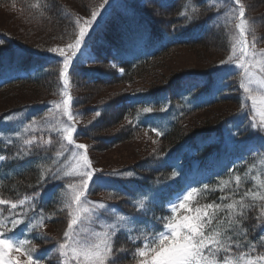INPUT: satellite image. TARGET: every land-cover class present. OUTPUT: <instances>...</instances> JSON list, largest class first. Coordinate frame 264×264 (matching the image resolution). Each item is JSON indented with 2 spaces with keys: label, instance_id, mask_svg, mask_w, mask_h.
<instances>
[{
  "label": "trees",
  "instance_id": "obj_1",
  "mask_svg": "<svg viewBox=\"0 0 264 264\" xmlns=\"http://www.w3.org/2000/svg\"><path fill=\"white\" fill-rule=\"evenodd\" d=\"M92 1L98 0H70V3L66 0H0V6L4 9L23 15L28 20L30 29L26 34L32 39L30 42L21 41L0 25V79L17 76L1 84L0 92L7 89L3 97L16 98L11 104H20L23 101L20 96H48L43 101L0 112V123L6 115H21L32 106L46 107L54 102L52 97L59 95L62 89L60 72L63 62L57 54L50 53L47 49L59 47L56 42L51 43L54 39L63 42L60 47L74 42L79 32L76 20L80 18L79 11L74 9L75 5L89 8L87 5ZM241 4L244 6L246 18L249 14L248 7L243 2ZM238 7L231 1L226 4H213L212 0H144L143 3L138 0H121L109 14L98 19L95 30L87 40L86 45L90 46L95 60L84 64L78 58L67 73L71 94L75 99L70 106L73 113H76L73 121L76 124V132L73 133V139L80 136L97 142L98 131L105 126L103 116L108 105L99 109L90 94L85 96L87 87L103 84L111 88L113 84H132L136 76L139 75L141 79L147 75L148 67L154 66L155 62L178 47L198 48L202 64L206 62L205 65L209 66L203 70L193 69L176 74L173 72L168 80L159 85L130 89L113 98L121 101L120 113L126 122L123 123V130L117 132L114 137L104 138L109 145L134 139L137 136L135 128L151 129L145 121L147 115L144 111L140 112L143 108H152L158 114H165L168 121L166 127H159L156 131L161 136L158 145L164 153L162 165L154 167L148 166L149 161H138L120 169L119 176L116 177L97 171L90 182L86 194H101L108 200L117 199L114 203L121 213L133 220L138 217V228L118 229L113 247L124 251L116 255L114 264H133L140 259L133 256L142 241L141 237H137L140 229L159 232L166 221L157 218H166L168 215L164 205L156 204V199H162L163 202L169 199V193L175 189L176 183L181 181L175 179L177 170L184 171L185 179L188 177V171L195 168L211 169L216 175L207 185V190L203 187L194 193L188 208L191 211L183 210L182 216L195 214L197 207L218 204L220 209L216 211L213 225L222 222L223 227H227L230 219L227 205L243 199L245 204L254 207L247 213V220L237 231L233 241L228 243L239 240L245 246L233 248L231 254L221 253L220 262L235 258L240 252L249 253L251 258L264 255V243L260 240V237L264 236V230L253 228L257 223L256 218L264 215V150H248L245 145V141H259V134L248 128L249 120L245 119V122L241 123V92L236 91L240 87L238 75L233 73L226 76L223 85L217 87L218 74L226 65H221L220 61L226 60L236 45ZM181 13L184 15L181 16ZM255 19L264 24V13L256 14ZM263 36L264 30L254 29L253 32H247L245 38L251 47L253 37L258 39V43H262L263 39L260 38ZM209 39L210 45L206 46L204 43ZM142 45H147L152 51L149 56L137 55V50ZM211 50L214 53L210 54ZM214 59V63L209 62ZM202 64L198 63V66L201 67ZM22 73L26 76H20ZM11 86L16 87V91H8ZM130 87L133 88V85ZM50 95L52 97H49ZM187 95L188 99L184 100ZM9 106L10 104L6 108ZM211 108H214L213 112H207L209 114L204 118L195 117V113ZM97 112L100 113L98 117ZM43 113L45 112L40 111L34 119L26 116L27 123L31 121L32 126L30 129L24 128L23 132L25 130V133L36 136L46 132L49 129L47 123L34 124L35 118L41 119ZM192 117L194 122L186 123ZM61 122L64 127L69 123L66 118ZM230 124H234L238 129L231 146L216 139V135H221L223 129ZM12 129L16 130L10 134V140L0 139V155L7 157L5 161H0V197L19 200L37 195L42 190L43 194L34 204H26L24 210L34 208L33 215L43 211V214L39 215L45 218L44 223L56 224V231L66 224L64 230L56 234L42 235L39 230L40 235L37 237L35 231L30 233L29 245L30 241L35 242L42 247L39 251H47L50 246L59 245L64 241L63 233L70 215L68 210L64 209L62 194L69 185V178H73L74 185L78 186L79 177L64 174L60 167H56L57 162L43 168L47 158H44L42 152L51 150L53 143H46L39 138V144L25 146L22 144V128L11 127L10 130ZM104 141H101L102 144L99 142V148H106ZM189 147H193L192 150L188 151ZM22 149H25L23 153ZM237 159L238 162L232 167L225 166L226 162L233 163ZM92 168L101 170L96 166ZM52 174L58 177L57 181L47 182L41 189L38 184L41 177ZM237 175L241 177L239 186L235 180ZM141 194L151 195L154 199L153 204L146 206L144 213L137 202ZM0 210L3 217L11 215L10 210L6 208ZM253 246L255 251L252 250ZM51 251L52 249L50 253ZM56 256L54 250L50 258Z\"/></svg>",
  "mask_w": 264,
  "mask_h": 264
},
{
  "label": "snow or ice",
  "instance_id": "obj_2",
  "mask_svg": "<svg viewBox=\"0 0 264 264\" xmlns=\"http://www.w3.org/2000/svg\"><path fill=\"white\" fill-rule=\"evenodd\" d=\"M231 2L239 6V23L236 24V28L239 30L240 40L238 43L241 45V50L239 56H237L235 48H233V54L226 60H221L220 64L236 63L239 68L244 69L245 76L249 81L247 84L241 81V88L245 93L252 91L253 83L258 87L259 95H250L248 99L251 100L252 113L249 117L250 127L259 134L260 143L255 148V151L259 152L264 150V75H255V73L250 71V68L254 65L260 73H264V49L258 50L261 59H257L256 40L253 37L250 43L252 51L249 54V41L245 38L247 30L245 28L244 6L241 4V0H231ZM110 4L111 0H103L102 4L91 11L90 17L77 18L76 24L79 32L74 42L68 43L65 47L47 49L48 52L57 54L63 62V68L60 72V76L63 79V95L65 97L62 104V115L69 122L63 128V133L68 144L75 149L86 150L87 145L76 144L73 140V133L76 132L73 121L76 113H73L70 108L74 98L67 93V73L71 71L75 60L84 55L83 49L87 40L90 39L91 32L95 30L98 24V18H102L103 12L107 11V6ZM183 15L184 13H181V16ZM88 58L95 60V57L90 56ZM254 76L255 79H253ZM56 107L61 108V105L57 104ZM146 111H151V109ZM99 115L100 113L97 112L96 116L98 117ZM48 143L50 144L51 141L49 140ZM33 144H39V141L35 140V138L25 141V146ZM74 156L76 164L73 172L79 177L80 183L78 186L74 184L68 185L72 189L70 202L67 205L70 210V219L67 230L63 233L64 242L60 243L56 248L60 257L59 264H114L116 255L124 251L113 247L115 231L112 232L111 239H109L108 233H104V238L95 242L88 241L78 231L82 222L90 220L93 215L97 219L101 218V214L109 206L104 202L88 201L86 194L96 172L102 170L92 168L86 151L83 155L74 154ZM6 159L7 157L0 156V161H5ZM112 175L118 174L114 172ZM57 179L58 177L52 174L41 177L38 184L42 189L47 182L54 183ZM235 180L239 186L241 177L237 175ZM204 187L207 190V185ZM194 193H197V188L191 187L190 190L179 194L175 200L168 202V209L172 216L157 218L166 221L162 225L164 230L152 232L144 239L143 247L137 248L133 253L134 257L140 258L139 264H220L221 253L231 254L233 248L245 246L239 240L233 243H228V241H233V237L243 227L244 222L247 220V213L253 209L254 205L245 204L243 199L228 204L227 211L230 214V219L227 227H223L222 222H217L216 226L213 225V221L216 219V211L220 209L218 204H208L202 208L197 207L194 210L195 214H186L177 219L176 212L178 208L189 210L188 204L192 200ZM42 194L41 190L37 195L26 196L24 199H19L15 202L8 199H0V206L9 208L11 212L8 217L0 219V264H42V260L48 258L46 255L41 257L34 246H26L29 245L28 240H14L12 238L17 235L18 231L23 232L26 229L35 231L43 227L45 218L42 217L38 223H30L32 217L24 210L26 204L30 202L34 204ZM18 209L20 211H17ZM141 209L143 210V206H141ZM121 219H124V217H121ZM256 219L257 223L253 225V228L264 230V215L258 216ZM36 235L39 237L40 234L37 232ZM260 240L264 243V236H261ZM252 250L255 251V246H253ZM34 256L37 258H34ZM241 261H243V264H264V255L251 258L249 253L240 252L235 259H225L223 264H241Z\"/></svg>",
  "mask_w": 264,
  "mask_h": 264
},
{
  "label": "rangeland",
  "instance_id": "obj_3",
  "mask_svg": "<svg viewBox=\"0 0 264 264\" xmlns=\"http://www.w3.org/2000/svg\"><path fill=\"white\" fill-rule=\"evenodd\" d=\"M120 1L121 0H111V4L107 6V11L103 12V16H105V14H109L112 11L113 7L119 4ZM138 1L140 3L144 2V0H138ZM66 2L70 3V0H66ZM218 2L222 4H226L227 2H229V0H212L213 4H217ZM241 2L246 4V6L248 7L249 14L247 15L246 18H244L246 21L245 28L247 32H253L254 29L258 31L264 30V24L258 23L257 22L258 20L255 19L256 14L262 13V12L264 13V0H241ZM102 3H103V0L92 1L91 3L87 5L89 8L83 7L82 5L81 6L75 5L76 7L74 9L76 11H79L80 18H88L91 15V11L97 8ZM0 25L3 27V29L11 33L13 36H16L21 41L30 42L32 40L26 34V32L29 31L30 29L28 28L30 26V23L28 22V20L24 18L23 15L22 16L17 15L16 13H13L12 11L4 9V7L2 6H0ZM24 28H25V31H24ZM260 39H263L262 43H258V39L256 40V49H257L256 58L257 59H261L258 50L264 49V36L261 37ZM236 40L237 41H236V45L234 46V48H235L237 56H239L240 46L238 43V36ZM210 41L211 39L206 41L204 44L208 46L210 45ZM54 42H56L58 44L57 46L59 47L62 46L63 44L62 41H59L57 39H54L51 41L52 44ZM83 51H84V55L79 57L82 60V62H85L87 60L93 61L92 59L88 58L92 54V50L90 46L86 45ZM197 51H198V48H188V47H178V48L173 49L171 53L167 54L164 58L162 57V59L155 62L156 64L154 63L155 64L154 66L148 67V69H146L147 75L143 76L141 79H139L140 77L139 75L136 76L135 79L132 80L133 82L132 84H124V83H119L115 85L113 84L111 88L103 84L102 86L94 85V86L87 87L84 91L85 96H89L90 94V98L94 100V103H96L99 109L107 105L108 106L106 108V113L103 116V118H105L103 121L105 126L101 130L98 131L97 142L89 141V139H83L80 136H77L73 139L76 144L87 145L86 150L75 149L72 145L68 144L67 140L64 138L63 128L65 125L63 124V122H61V120L66 117L62 115V104H63V100L65 99L63 95L64 87H63L62 78L60 81L62 89L60 90L59 95H55L54 97H52V95L49 96V97H52L51 100L54 102L49 103L46 107L32 106L26 109L21 115H16V114H12L9 116L6 115L4 120L0 123V139L6 140V141L11 139L12 135H10L9 133L10 130H8V128L10 126L11 127L16 126L19 129L22 128V144L24 145H25V141L33 140V138H35V140L37 141L39 138H41L46 143H48V141L50 140L51 143H53V146H51L52 149L42 152L44 153V158L45 159L47 158L46 164L43 166V168L52 164V162L54 163L57 162L58 166L56 167L58 168L60 167V170H62L64 174H68V175L69 173H71V175H75V173L73 172V168L76 164V158L74 154L83 155L85 151L88 157H89V154L91 155V159H90L91 166H96L97 168H100L104 173L109 174L110 176H113V177L119 176L120 169L133 165L135 162H138V161H141V162L149 161L148 166L157 167L159 165H162L163 164L162 161L164 160L163 159L164 153L160 151V147L158 143L161 142V136L157 134L156 131L159 129V127L160 128L165 127V125L167 124V119L165 118V114H158L152 108H147V109H151V111H146L147 109H144V108L140 110V112L144 111V114L148 116L151 129L135 128L136 130L135 133H137V136L134 139L121 142L117 145H115V142L109 145L110 143H107L104 141V138L111 139L112 137H114L115 134H117V132L119 133L120 130L122 131L123 123L126 122V120L122 118L123 116H121V113H120L121 101L118 99H113V98H116L119 95L125 92H128L130 89L133 90L136 88H146V87H152V86L159 85L165 80H168L171 77L170 75L173 72L174 74H176V73H180V71H189L193 69H200V70L206 69L209 66L205 65L206 62L202 64ZM212 53H214L213 50H211L210 54ZM250 53L251 52H249V54ZM232 54H233V50L231 52V55ZM219 58H221V56ZM219 58L216 57L217 60ZM215 61H216L215 59L209 60L210 63L212 62L214 63ZM198 63L202 64L201 67L200 65L198 66ZM196 67H199V68H196ZM226 67L227 69L225 70L223 75L225 73L233 72V71L236 72V75H238L240 87L236 91L241 92L240 119L242 120L241 123L243 124V118L246 119L245 113L248 110H251V100L248 99V97L250 95H259L258 87L256 84L253 83L252 91L250 93H245L243 89L241 88V81H244L246 84L249 81L247 77L245 76L244 69L239 68L236 65V63L226 64ZM117 70L120 73H122V70L120 68H118ZM250 71L252 73H255V75H264V73H260L254 65L250 68ZM162 76H165V78H161ZM67 79H68L67 93L69 96L73 97V95L71 94L70 78L68 77V75H67ZM156 79H159V80H156ZM253 79H255V76L253 77ZM131 85H133V88L130 87ZM11 87L12 88L9 87L10 89H8V91L9 90L16 91L17 89L16 87H13V86ZM5 92H0V112L1 113L7 112V110H10L18 106H22L28 103H35V102L43 101L48 98V96L46 97L41 96L38 98L35 95L25 96V97L20 96L19 98H22L23 100L20 104H11L16 98L5 99L3 97V94ZM187 99H188V95L186 98H184V100H187ZM9 104L10 106L6 108L7 105ZM57 104H60L61 108H57L56 107ZM213 110L214 108H211L210 110L208 109L207 111L205 110V111L197 112L195 113L196 114L195 117H199L202 119L206 116V114L210 113L209 111L213 112ZM10 111H8V114L10 113ZM40 111H44L45 113H43V117L41 119L35 118L34 124L38 125V123L40 122L43 124L47 123L48 124L47 127H49V129L39 136L30 134V133H25V130L23 132L24 128L30 129L32 126L31 121L27 123L25 117L32 116V118L34 119V117L37 114H40ZM192 119L193 117L190 118L188 121H186V123H193L194 121H192ZM75 127H76V124H75ZM248 128L252 129L249 125H248ZM153 129H155V131H153ZM237 134H238L237 127L234 124H230V125H227L223 129L221 135H216V139L218 140V142L222 141V142L227 143L229 146H231ZM101 141L105 142L106 148L102 149L98 147L99 142L102 144ZM245 144H247V146L253 149L259 146V143L253 144L250 141H246ZM23 151H25V149H22V153ZM114 172L117 173L118 175H112V173ZM74 182L75 181L73 180V178H69V185H73ZM189 189L190 187L181 192L174 193L170 200H175V198L179 194L184 193L186 190H189ZM156 194L158 195V191L156 192ZM71 195H72V189L67 186L64 189V193L62 194V200H63L64 209L66 208L68 212L70 210L68 209L67 205L70 202ZM87 197H88V201L104 202L109 206L108 209L104 213L101 214V218L97 219L96 216L93 215L90 220H85L79 225V229H78L79 233L83 234V237L87 239L88 241L90 242L98 241L99 239L104 238V233H108L109 239H111L112 232L115 231L117 233L118 229L122 227L129 228L130 230L138 228V225L136 222L138 217H135V220H133L131 217H128L125 214L121 213L117 205L114 203L118 201L117 199L108 200L101 194H92V195L87 194ZM0 199H5V198L0 197ZM8 200H11V199H8ZM153 200L154 199L152 198L151 195L141 194L137 199L138 206L140 208L141 206H143V210L141 212L143 213L146 212V208H147L146 206L153 204L152 202ZM12 201L15 202L17 200H12ZM168 202L166 204L167 208H168ZM164 203L165 202H163L162 199H158V200L156 199V204L164 205ZM86 206H90V205H86ZM1 208H6V207L0 206V209ZM6 209L10 210L9 208H6ZM33 209L34 208H31L29 210V208H27L26 210L28 215L32 217L30 223H38L41 220V215L43 214V211H40L39 214L41 215L39 214L33 215L35 212V209L34 211ZM179 210L180 209L178 208L176 212V216L178 215ZM121 217H124V219H121ZM181 217H182V214L181 216H178L176 218L179 219ZM4 218L5 217L1 215V210H0V219H4ZM69 219H70V216H69ZM55 225L56 224H53V223H44L43 227L35 230V232L37 233L40 230V234L42 235L50 234V233L56 234V233H59L60 231H63L66 224H63L58 231L55 230L54 228ZM31 232L33 231L27 230V229L24 230L23 232L18 231L17 235L12 238L14 240H28L29 241ZM151 233L152 232H149L145 230L144 228L140 229V233L137 235V237L142 238L141 239L142 241L139 247H143L144 239L147 236H149ZM26 246H34L38 250V253L40 254L41 257L45 255L48 257L47 259L42 260V264H59L60 257L58 256V254L55 258H50L54 250H56V248L58 247V245L50 246V249H52L51 253H50V249L47 251H39L42 249V247L35 242L30 241V245H26ZM34 258H37V257L34 256ZM231 259H235V258H231ZM133 264H139V260L134 261ZM220 264H223V262H220ZM241 264H243V261H241Z\"/></svg>",
  "mask_w": 264,
  "mask_h": 264
}]
</instances>
